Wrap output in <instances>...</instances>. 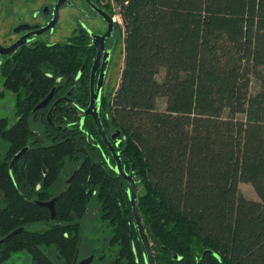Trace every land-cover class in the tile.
Returning a JSON list of instances; mask_svg holds the SVG:
<instances>
[{"label":"trees","instance_id":"trees-1","mask_svg":"<svg viewBox=\"0 0 264 264\" xmlns=\"http://www.w3.org/2000/svg\"><path fill=\"white\" fill-rule=\"evenodd\" d=\"M112 2L124 66L101 121L109 138L120 132L116 152L143 189L138 207L157 264H264V0ZM71 48L43 47L2 69L18 119L0 118V264L23 253L32 264H57L46 254L71 264L80 221L93 207L121 260L144 252L129 185L81 113L88 84L58 104L51 121V105L34 110L54 88L55 98L65 94L80 72L87 53ZM241 183L258 200L246 198ZM57 196L52 220L37 203Z\"/></svg>","mask_w":264,"mask_h":264},{"label":"flooded vegetation","instance_id":"flooded-vegetation-1","mask_svg":"<svg viewBox=\"0 0 264 264\" xmlns=\"http://www.w3.org/2000/svg\"><path fill=\"white\" fill-rule=\"evenodd\" d=\"M109 3L110 1L106 2L104 0H0V79L2 85L0 99L5 96L6 92H11L5 89L4 78L2 76V69L8 65V63L14 65L21 54L23 55L28 52H43V47L61 45L62 47H72V51H80L87 54L84 57L81 70L73 80L72 85L65 94L57 98H55L56 88H54L52 90V92H54L53 97L48 105H51L52 109L54 104L60 100L58 104L62 102L72 103L74 100L73 97L76 95V90L79 88L78 86L83 82L84 84H88L90 103L92 83L94 84L93 90L96 92L103 67L105 63H107L101 94L102 104V101L107 96V79L116 46L118 45V28L115 23L116 20L108 6ZM109 18L113 19L114 22L113 34L109 39L102 42L101 38L105 37L109 32ZM53 21L56 22H54V26H51ZM48 27H50V29L43 32V29ZM61 29L64 31H60ZM57 32H61V39L53 40ZM96 42H98L103 50L100 55ZM102 44L103 46H101ZM9 49H13L10 50V54H1V51H7ZM64 80L65 79L61 78L58 82L61 83ZM11 93L16 100L17 95L14 92ZM88 106L81 110L82 115L83 111L87 109ZM65 182L70 184L68 180ZM59 194L61 195L63 193L60 191ZM100 211L101 210L96 207L89 208L84 218L81 219V248L72 256L71 264H147L145 249L138 230L137 238L144 252L140 253V251L135 249L131 256L132 259L127 261L121 260V254L117 253L115 248L109 246L115 234L107 223L101 220L108 229L105 238L101 232H99V229L91 233V227L88 225V217L92 216L96 219H101ZM91 225L93 224L91 223ZM134 226L137 229L135 219ZM89 236L93 238L96 237L97 240ZM131 239L135 241L132 234ZM150 244L155 264H157L155 259L156 251L153 244L151 242ZM54 257L58 260L57 264H63V260L59 255H43V258L53 259Z\"/></svg>","mask_w":264,"mask_h":264},{"label":"water","instance_id":"water-1","mask_svg":"<svg viewBox=\"0 0 264 264\" xmlns=\"http://www.w3.org/2000/svg\"><path fill=\"white\" fill-rule=\"evenodd\" d=\"M109 21V32L107 33V35L103 38H101L102 42H104L106 39H109L112 34H113V26H114V22L113 19H108ZM54 22L51 24V26H54ZM48 29H50V27L43 29V32L47 31ZM96 46L99 48V55L102 53V49L100 47V45L98 44V42H96ZM103 46V44L101 45ZM1 49V48H0ZM10 50L13 49H9L7 51H1L2 55H8L11 53ZM97 66V64H96ZM106 66L107 63H105L102 73H101V77L98 83V87L96 92L93 90V83H92V94H91V99H90V103L87 109H85L83 111V115L84 117L86 116H91L96 124V127L99 131V134L103 140V142L105 143V145L108 147L114 161H115V171L116 173L122 177L129 185V198H130V202H131V207H132V211H133V215H134V219L136 222V226H137V230L138 233L140 235L141 241L143 243L144 249H145V253H146V259H147V264H155L154 261V256H153V252H152V247L150 244V241L148 239L145 227L143 225L141 216H140V212H139V207H138V187H137V182L135 181V179L133 178L132 175L128 174L124 168H123V164L121 161V157L120 155L116 152L115 146H114V142L116 141L117 137L120 136V132H118L117 134H114L111 136V138H109L106 135L105 129L103 127L102 121H101V94H102V90H103V84H104V77H105V71H106ZM54 92H52L45 100H43L37 107L35 110H40L42 108H45L49 102L51 101L52 97H53ZM67 99V98H65ZM61 101V100H60ZM57 101L52 110L54 109V107L60 102ZM51 115V112L49 113V116ZM25 152H27V149L21 151L14 159L13 163L20 158ZM57 198H54L53 200L49 201V202H38L37 204L40 207H46L50 210L51 213V219L55 220L56 218V201ZM22 229H19L17 231H15L14 233H12L11 235H9L7 238H11L13 236H15L16 234H18L19 232H21ZM173 260H181V257H179V255L177 254H173L172 255Z\"/></svg>","mask_w":264,"mask_h":264},{"label":"rangeland","instance_id":"rangeland-1","mask_svg":"<svg viewBox=\"0 0 264 264\" xmlns=\"http://www.w3.org/2000/svg\"><path fill=\"white\" fill-rule=\"evenodd\" d=\"M104 1L108 2L110 0H104ZM110 3H111V6H112L111 8H112L113 13H114V18L116 20L115 23H118L121 26L122 21H121V17L118 15V10L113 5V2L110 1ZM112 10H110V11H112ZM119 29H118V31L120 32ZM60 31H64V30L61 29ZM60 34H61V32H57L54 35L53 40H60L61 39ZM119 40H120V37L117 34V41L119 42ZM123 66H124L123 46L121 43L120 44L118 43V45L116 46L113 61L111 63L110 72H109L107 84H106L107 94L110 96H112L114 94L115 90L118 87ZM163 76H164V74H161L159 76V80H162ZM1 89H2V85H1V79H0V91H1ZM62 103H66V102H62ZM15 104H16V100L14 98V95L11 92H6L5 96L0 99V118L9 119L11 125L15 124L17 119H18V117L16 116V112H15ZM36 107H35V109H36ZM55 107H54V109H55ZM160 107L164 108V101L163 100L160 101ZM42 109H44V108H42ZM53 110L51 109L48 112V115H47L48 121H51L50 120L51 115L49 116V113L51 112V114H52ZM32 128H33V130L39 131V132H41L43 130L42 126H40V123H37L36 125H32ZM67 178H66V180H67ZM240 190L246 198L252 199V200H258V197H257L253 187L250 184L241 183L240 184ZM142 192H143L142 187L138 186V195L141 194ZM88 218H89L88 219V225L91 227V229H90L91 233L96 232V229L97 230L99 229V232H101V234L105 238V234L108 233L107 226L101 221V219H96L92 216L88 217ZM91 223L93 225H91ZM39 229H42V228L40 227ZM87 231H88V229H87ZM87 233H90V232H87ZM93 234H95V233H93ZM89 237H91L94 240H97L96 237L95 238H93L92 236H89ZM3 264H32V257H31V255L25 254V253L15 254L7 262H5Z\"/></svg>","mask_w":264,"mask_h":264},{"label":"built area","instance_id":"built-area-1","mask_svg":"<svg viewBox=\"0 0 264 264\" xmlns=\"http://www.w3.org/2000/svg\"><path fill=\"white\" fill-rule=\"evenodd\" d=\"M112 2V0H110ZM114 5V4H113Z\"/></svg>","mask_w":264,"mask_h":264}]
</instances>
